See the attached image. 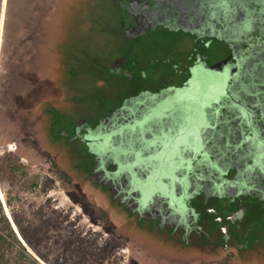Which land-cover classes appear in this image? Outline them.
I'll return each instance as SVG.
<instances>
[{
  "label": "rangeland",
  "instance_id": "374dc122",
  "mask_svg": "<svg viewBox=\"0 0 264 264\" xmlns=\"http://www.w3.org/2000/svg\"><path fill=\"white\" fill-rule=\"evenodd\" d=\"M146 1L153 4L152 28L138 39L145 44L138 45L141 54L136 60L143 64L154 62L153 67L146 66L148 81L156 72L168 75L173 65L181 69L184 65L191 66L174 78L182 93L177 89L179 94L174 95L172 91L175 98L188 99L186 92L200 94L201 80L209 84L213 81L204 76L203 64L209 66L208 62L226 57L227 85L236 87L232 81L243 78L237 87L243 105L233 101L230 107L233 128L237 130L238 125L243 127L254 121L257 134L252 139L243 130H237L229 142L232 152L237 153L234 164L245 165V172L251 178L264 177V127L258 128L256 122L258 114L264 115V57L252 58L245 51H231L222 42V36L213 39L207 36V43L200 44V40L194 41L193 30L186 22L168 24L177 15L187 16L188 8L192 7L189 0ZM128 2L132 3L130 0H0V168L4 164L12 168L0 180V218L5 215L9 219L29 254L18 258V246L7 238V259H20V264H99L77 254L76 242L82 237L96 243L102 251L112 252L105 264H241L226 254L211 257L180 251L153 230L133 228L122 208L105 203L103 188L71 182L53 167L48 156L38 151L35 130L30 127L32 119L26 116L34 106L33 100L40 99L43 105L56 108L62 115L82 114L88 105L100 109L98 100H105L106 108L122 100L128 81L110 75L109 71L110 64L117 62L119 70H123L131 58L129 51L137 52L134 42L124 45L129 36L122 17L125 6L130 5ZM141 2L136 0L132 4ZM236 2L246 10L250 2L264 6V0L213 1L219 8V16L223 14L230 20L233 38L252 35L253 40L262 39L264 25L261 31L254 20L236 22L241 17L235 9ZM204 28L196 27L199 32ZM235 40L234 45L238 46ZM108 49L122 50L111 58L113 51ZM211 72L218 81V74ZM21 97H25L24 106ZM19 116L26 122L24 141ZM111 140L106 139L107 144ZM108 151L115 153L113 149ZM16 219L33 236L32 244L21 236ZM248 264H264V260L254 258Z\"/></svg>",
  "mask_w": 264,
  "mask_h": 264
},
{
  "label": "flooded vegetation",
  "instance_id": "af4514ba",
  "mask_svg": "<svg viewBox=\"0 0 264 264\" xmlns=\"http://www.w3.org/2000/svg\"><path fill=\"white\" fill-rule=\"evenodd\" d=\"M141 1L136 6L130 2L125 6L122 21L129 37L124 45L145 44L138 39L152 28L153 4ZM208 1L204 4L189 0L192 7L188 8L187 16L177 15L168 24L186 22L193 30L194 41L200 40V44L207 43V36L210 39L222 36L229 50L245 51L252 58L264 57V32L257 44L251 41L241 45L245 41L243 35L233 38L230 20L223 14L219 16V8L213 4L216 0ZM236 4L235 9L241 14L236 22L254 20L263 31L264 6L250 2L245 10L239 6L241 3ZM198 25L205 28L199 32ZM234 40L238 46L234 45ZM139 48L135 53L129 51L131 58L125 64L124 58L120 59L125 67L123 70L116 65L119 62L110 64V74L128 81L122 100L110 108L105 107L102 99L98 100L100 109L88 105L82 114L62 115L56 108L43 105L40 99L32 101L34 106L26 116L32 119L30 127L35 130L38 151L48 156L53 167L61 170L71 182L103 188L105 203L122 208L126 221L133 228L145 232L153 230L165 243L180 251L211 257L226 254L227 258L241 264L251 263L254 258L264 260V177L251 178L245 172V165L234 164L237 153L229 146L239 130L252 139L257 137L254 121L247 126L238 125V131L232 124V102L243 105L237 95L243 78L237 77L232 81L237 86L231 84L229 87L223 65L227 58L220 57L215 63L208 62L209 66L203 64L204 76L213 81L209 84L201 80L199 95L186 92L188 99L175 98L172 91L174 95L179 94L182 88L174 78L186 73L191 66L184 65L181 69L173 65L168 75L156 72L150 75L149 82L148 67H153L154 62H137L141 54ZM121 50H112L111 58ZM212 70L218 74V81L210 73ZM149 94L154 95L149 98L151 101L146 100L138 106L146 111L135 114L131 122L122 121L111 143L103 139L99 142V155L94 154L91 139L94 130L107 123L108 116L127 101ZM21 98L24 106L25 97ZM183 111L186 114H182ZM23 118L19 116L18 119L24 135L22 141L26 130ZM256 122L262 129L264 115L258 114ZM248 164L251 166L252 162ZM110 183L114 197L109 190Z\"/></svg>",
  "mask_w": 264,
  "mask_h": 264
},
{
  "label": "trees",
  "instance_id": "16d2710c",
  "mask_svg": "<svg viewBox=\"0 0 264 264\" xmlns=\"http://www.w3.org/2000/svg\"><path fill=\"white\" fill-rule=\"evenodd\" d=\"M57 6V5H56ZM57 8V7H56ZM116 10V9H115ZM253 36L245 37L243 38L245 41L241 43V45H248L249 42L258 43V41L253 40ZM260 41V40H259ZM263 42V41H261ZM113 49V48H112ZM110 50V52L112 51ZM109 52V53H110ZM111 55V53H110ZM110 74V72H109ZM112 75V74H110ZM113 76V75H112ZM4 167L0 168V180L3 178V173L7 172L8 169L11 168V165L9 167L8 164H4ZM12 169V168H11ZM14 170V169H13ZM2 210V209H1ZM16 224L19 229V232L21 236L27 241V243L30 245L32 244L33 236L29 235V231L27 229H24L21 225L20 220L16 219ZM56 221L52 220V223L55 224ZM0 223L2 224V228L0 230V264H20L19 260L21 257L28 256L27 249L22 245L20 242L16 232L14 231L9 219L5 217V215H2L0 218ZM71 234H74L72 230H70ZM7 238L11 239L15 245L18 246V258H20L18 261H12L7 259ZM77 246V254H84V258L86 260H95L99 264H105L107 260H109L112 256V252L105 250L102 251L101 248L96 244L91 242L90 240H86L85 238L79 237L76 242ZM62 260H65L64 256H62ZM35 262V261H34ZM37 264V262H35Z\"/></svg>",
  "mask_w": 264,
  "mask_h": 264
},
{
  "label": "water",
  "instance_id": "95a60500",
  "mask_svg": "<svg viewBox=\"0 0 264 264\" xmlns=\"http://www.w3.org/2000/svg\"><path fill=\"white\" fill-rule=\"evenodd\" d=\"M226 63L227 61H225V63L223 62V65ZM153 96L154 95L149 94L148 96L143 95L138 98L131 99L127 101L120 109H118L115 112H112L107 118L108 122L101 125L99 128H96V130L91 135V139L94 141L93 142L94 152L97 155H99V150H100L99 142H101L103 139H105V141L106 139H111L113 137L112 135L115 134L119 129H121L120 126L122 121L131 122L134 120L135 114L138 115V113L145 112L146 111L145 108H143L142 106L141 107L138 106H140V104L145 102L146 100L151 101L149 98H152ZM175 112L178 113L179 111H175ZM183 113L186 114L184 111L182 112V114ZM108 185H109V190L114 197L115 191L111 186V183Z\"/></svg>",
  "mask_w": 264,
  "mask_h": 264
}]
</instances>
